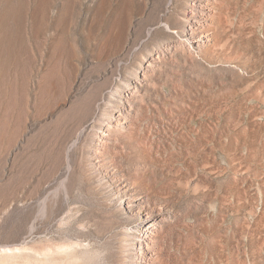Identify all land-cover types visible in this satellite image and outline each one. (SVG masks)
Returning <instances> with one entry per match:
<instances>
[{"label": "rangeland", "instance_id": "1", "mask_svg": "<svg viewBox=\"0 0 264 264\" xmlns=\"http://www.w3.org/2000/svg\"><path fill=\"white\" fill-rule=\"evenodd\" d=\"M0 264H264V0H0Z\"/></svg>", "mask_w": 264, "mask_h": 264}, {"label": "bare ground", "instance_id": "2", "mask_svg": "<svg viewBox=\"0 0 264 264\" xmlns=\"http://www.w3.org/2000/svg\"><path fill=\"white\" fill-rule=\"evenodd\" d=\"M112 110H113V108H112ZM107 113H108V116L105 117V118H108V120H107V124H109V123H115L116 120L113 118V116H112V114H111V111L109 110V112H107ZM106 115H107V114H106ZM99 128H100V129H99V131H98L97 134H101V133H103L102 130H101L102 126H100ZM136 241L138 242V241H140V240L137 239ZM4 249H5V248H4Z\"/></svg>", "mask_w": 264, "mask_h": 264}]
</instances>
